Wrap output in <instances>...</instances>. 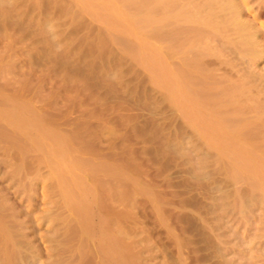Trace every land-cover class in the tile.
Segmentation results:
<instances>
[{
	"label": "rangeland",
	"instance_id": "rangeland-1",
	"mask_svg": "<svg viewBox=\"0 0 264 264\" xmlns=\"http://www.w3.org/2000/svg\"><path fill=\"white\" fill-rule=\"evenodd\" d=\"M111 1L0 0V264H264V0Z\"/></svg>",
	"mask_w": 264,
	"mask_h": 264
},
{
	"label": "bare ground",
	"instance_id": "bare-ground-1",
	"mask_svg": "<svg viewBox=\"0 0 264 264\" xmlns=\"http://www.w3.org/2000/svg\"><path fill=\"white\" fill-rule=\"evenodd\" d=\"M87 1H88V0H87ZM138 1H139V0H138ZM164 1H165V0H164ZM213 1H214V0H213ZM221 1H223V3L221 2V3H222V5H221V6H222V7H221L222 10H223V9H224V10H229L230 12H232V14H234L235 16H237V15H236V14H238V12H236V11H238V10H237V7L235 6V4H234L231 0H221ZM82 2H83V1H82ZM89 2H90V0H89ZM91 2H92V1H91ZM93 2H94V0H93ZM95 2H96V3L98 2V4H99V8H100L101 11H102L101 13L105 12L104 15H106V13H107V14H111V15H113V16L115 17V18L112 17L113 19H116V18H117V19H119V20L123 18V12H122L123 10H122V8H120V5L117 6V5H116L113 1H111V0H96ZM95 2H94V3H95ZM122 2H123V1H122ZM86 3H87V2H86ZM96 3H95V4H96ZM117 3H118V2H117ZM91 4H92V3H91ZM147 4H148V3H147ZM177 4H178V3H177ZM84 5H85V4H84ZM96 5H97V4H96ZM163 5H165V3H164ZM124 6H125V5H124ZM127 6H128V5H127ZM135 6H136V5H135ZM171 6H172V5H171ZM171 6H170V7H171ZM94 7H95V5H94ZM97 7H98V5H97ZM122 7H123V6H122ZM147 7H148V6H147ZM218 7H219V6H218ZM214 8H215V7H214ZM92 9L95 10L96 8H92ZM138 9H139V8H138ZM168 9H169V8H168ZM94 10H93V11H94ZM129 10H130V9H129ZM139 10H140V9H139ZM155 10H156V9H155ZM159 10H161V9H159ZM216 10H217V9H216ZM98 11H99V10H98ZM98 11H97V9H96V10H95V13L98 14V13L100 12V11H99V12H98ZM153 11H154V10H153ZM138 12H139V11H138ZM143 12H144V11H143ZM168 12H170V11H168ZM233 12H234V13H233ZM235 12H236V13H235ZM139 13H140V12H139ZM151 13H152V12H151ZM135 14H136V13H135ZM164 14H165V13H164ZM200 14H201V13H200ZM99 15L101 16V14H99ZM111 15H109V16H111ZM132 15H133V14H132ZM141 15H142V14H141ZM155 15H156V13H155ZM157 15H158V14H157ZM169 15H170V14H169ZM171 15H172V14H171ZM109 16H106V17L108 18ZM136 16H137V15H136ZM152 16H154V15H152ZM162 16H163V15H162ZM186 16H187V15H186ZM235 16H234V17H235ZM101 17H103V16H101ZM137 17H138V16H137ZM142 17H143V16H142ZM232 17H233V16H232ZM237 17H238V16H237ZM237 17H236V18H237ZM107 18H106V19H107ZM124 18H125V16H124ZM124 18H123V19H124ZM148 18H150V17H148ZM223 18H224V17H223ZM230 18H231V17H230ZM108 19H109V18H108ZM110 19H111V17H110ZM117 19H116V21H117ZM123 19H122V20H123ZM126 19H127V18H126ZM193 19H194V18H193ZM111 20H112V19H111ZM145 20H146V19H145ZM149 20H150V19H149ZM195 20H196V19H195ZM234 20L236 21L237 19L234 18ZM108 21H109V20H108ZM112 21H113V20H112ZM142 21H143V20H142ZM150 21H151V20H150ZM180 21H181V20H180ZM151 22H152V21H151ZM183 22H184V21H183ZM227 22H228V21H227ZM236 22H237V21H236ZM135 23H136V22H135ZM140 23H141V22H140ZM140 23H139V24H140ZM143 23H144V22H143ZM239 23H240V22H239ZM117 24H118V23H117ZM137 24H138V23H137ZM141 24H142V23H141ZM226 24H227V23H226ZM120 25H121V24H120ZM149 25H151V24H149ZM239 25H240V24H239ZM111 26H112V25H111ZM139 26H140V25H139ZM240 26H241V25H240ZM112 27H113V26H112ZM118 27H119V26H118ZM120 27H121V26H120ZM148 27H149V26H148ZM151 27H152V26H151ZM151 27H150V28H151ZM160 27H161V26H160ZM229 27H230V26H229ZM235 28H236V27H235ZM240 28H241V27H240ZM140 30H141V29H140ZM159 30H160V29H159ZM170 30H171V29H170ZM204 30H205V29H204ZM143 31H144V30H143ZM247 31H248V30H247ZM161 32H162V31H161ZM201 32H202V31H201ZM238 32H239V31H238ZM129 33H130V32H129ZM129 33H127V34H129ZM135 33H137V32H135ZM145 33H146V32H145ZM170 34H171V33H170ZM131 35H132V34H131ZM133 35H134V34H133ZM135 35H136V34H135ZM138 35H139V34H138ZM140 35H141V34H140ZM246 35L248 36V34H246ZM151 36H152V35H151ZM207 36H208V35H207ZM140 37H141V36H140ZM153 37H154V36H153ZM170 37H171V36H170ZM142 38L144 39L143 36H142ZM142 38H141V39H142ZM156 38H157V37H156ZM141 39H140V40H141ZM143 39H142V40H143ZM140 40H139V42H140ZM206 41H207V40H206ZM249 41H252V40L249 39ZM249 41H247V42H249ZM200 42H201V41H200ZM233 42H234V41H233ZM253 42H254V41H253ZM146 43H147V41H146ZM184 43H185V42H184ZM143 44H144V43H143ZM188 44H189V43H188ZM249 44H250V43H249ZM139 45L142 46V44H139ZM148 45H149V44H148ZM193 45H194V44H193ZM240 45H241V44H240ZM167 46H168V45H167ZM253 46H254V45H253ZM144 47H148V46L145 44ZM168 47H169V46H168ZM189 48H190V47H189ZM200 48H201V47H200ZM169 49H170V48H169ZM142 50H143V48H142ZM145 50H146V49H145ZM148 50H149V49H148ZM153 50H154V48H153ZM181 50H182V49H181ZM187 50H188V49H187ZM191 50H192V49H191ZM258 50H259V49H258ZM146 51H147V50H146ZM157 51H158V50H157ZM170 51H171V50H170ZM183 51H184V50H183ZM242 51H243V50H242ZM144 52H145V51H144ZM150 52H151V51H150ZM153 52H154V51H153ZM153 52H151V53H153ZM146 53H147V52H146ZM141 54H142V53H141ZM143 54H144V53H143ZM148 54H149V53H148ZM155 54H157V53H155ZM155 54L153 53V55H155ZM159 54H160V53H159ZM144 55H145V54H144ZM144 55H143V56H144ZM262 55H263V54H262ZM146 56H147V55H146ZM148 56H150V54H149ZM156 56H157V55H156ZM169 56H170V55H169ZM173 56H174V55H173ZM189 56H190V55H189ZM260 56H261V55H260ZM152 57H153V56H152ZM157 57H159V56H157ZM175 57H176V56H175ZM146 58H148V57H146ZM154 58H155V57H154ZM159 58H161V56H160ZM163 58H164V57H163ZM184 58H185V57H184ZM200 58H201V57H200ZM144 59H145V58H144ZM148 59H150V58H148ZM168 59H169V57H168ZM150 61H151V59L149 60V62H150ZM152 61H153V59H152ZM152 61H151V62H152ZM163 61H164V60H162V62H163ZM169 61H170V60H169ZM191 61H192V60H191ZM143 62H144V61H143ZM153 62H154V61H153ZM200 62H202V61H200ZM154 63H155V62H154ZM160 63H161V62H160ZM165 63H166V62H165ZM165 63H164L165 66H169V65H167V64H165ZM187 64H188V63H187ZM155 65H157V62H156ZM195 65H196V64H195ZM158 66H159V64H158ZM165 66H164V68H166ZM170 66H171V64H170ZM155 67H156V66H155ZM160 67H161V65H160ZM171 68H172V67H171ZM179 68H180V67H179ZM159 69H160V68H159ZM161 69H162V68H161ZM174 69H175V68H174ZM162 70H163V69H162ZM166 70H168V68H167ZM172 70H173V69H172ZM184 70H185V69H184ZM156 71L159 72L158 69H157ZM170 71H171V69H170ZM158 72H156L157 75H158ZM161 72L164 73L165 70H164V71H161V70H160V74H159V75H161ZM181 72H182V71H181ZM154 73H155V72H154ZM168 73H170V72H168ZM172 74H173V73H172ZM159 75H158V76H159ZM168 75H171V74H168ZM175 75H176V74H175ZM177 76H178V75H177ZM169 77H173V76H169ZM173 78H175V77H173ZM176 78H177V77H176ZM181 78H182V77H181ZM171 80H172V81H175V80L172 79V78H171ZM178 80H179V78H178ZM196 81H197V80H196ZM170 82H171V81H170V79L168 78V81L165 82V84H167L166 86L169 87V86L175 84L174 82H173V83L171 82V84H170ZM176 83H177V81H176ZM179 83H180V82H179ZM175 85H176V84H175ZM199 85H200V84H199ZM177 86H178V85H177ZM171 88H172V87H171ZM186 88H188V86H187ZM172 90H173V89H172ZM190 90H191V89H190ZM172 92H175V90H173ZM172 92H171V93H172ZM177 92H178V90H177ZM180 93H181V92H180ZM229 93H230V92H229ZM174 94H175V93H174ZM185 94H186V93H185ZM203 94H204V93H203ZM175 95H176V94H175ZM177 95H178V96H181V95H183V92H182V94H180V95L177 94ZM177 95H176V96H177ZM222 95H223V94H222ZM178 96H177V97H178ZM212 96H213V95H212ZM230 96H231V95H230ZM172 97H174V96H172ZM177 97H176V98H177ZM181 97H183V100H184V99H187V98H184L185 96H181ZM181 97H180V98H181ZM189 97H190V96H189ZM176 98H174V100H175ZM180 98H179V99H180ZM179 99H178V100H179ZM181 99H182V98H181ZM213 99H214V98H213ZM178 100H177V101H178ZM177 101L175 100L176 103H177ZM186 101H188V100H186ZM183 102H184V101H183ZM195 102H196V101H195ZM197 102H198V101H197ZM178 103H180L181 105L183 104V103H181L180 101H179ZM184 103H187V104H188V102H184ZM180 104H179V105H180ZM187 104H183V105H186V107H187ZM189 104H192V103L190 102ZM200 104H201V103H200ZM196 105H197V104H196ZM196 105H194V106H196ZM188 106L191 107L190 105H188ZM194 106L191 107L192 110L194 109V108H193ZM198 106H199V105H198ZM179 107L182 108V106H179ZM186 107H185V109H186V111H187V109H189V107H187V108H186ZM199 107H200V106H199ZM200 108H201V110L203 109L202 107H200ZM200 108H198V109H200ZM183 109H184V107H183ZM183 109H182V110H183ZM195 109H196V108H195ZM192 110H191V111H192ZM191 111H189L190 114H192ZM195 111H196V110H195ZM197 111H199V110H197ZM189 112H188V113H189ZM185 113H186V112H185ZM193 113H195L194 115H196V112L193 111ZM199 114H200V113H199ZM196 116H197V115H196ZM204 116H205V115H204ZM193 117H194V116H193ZM191 118H192V117H191ZM198 118H199V117H198ZM214 120H215V119H214ZM198 123H199V122H198ZM216 123H217V122H216ZM219 123H220V122H219ZM219 123H218V124H219ZM192 124H193V123H192ZM213 125H216V124L214 123ZM218 126H219V125H218ZM222 126H223V125H222ZM214 127H215V126H212V128H211V127H209V128H211L212 130H214ZM216 127H217V126H216ZM216 127H215V129H216ZM217 128H219V130H220V127H217ZM232 129H233V128H232ZM216 130L218 131V129H216ZM250 130H251V129H250ZM222 131H223V130H222ZM224 132H225V131H224ZM218 133H220V132L218 131ZM218 133H217V134H218ZM225 134H227V133H225ZM225 134H224V133H223V134L221 133V135H225ZM218 135H219V134H218ZM226 136H227V135H226ZM228 136H229V135H228ZM230 136H231V135H230ZM210 137H211V136H210ZM210 137H209V139H210ZM215 137H216V136H215ZM223 137H224V136H223ZM223 137H221V139H222ZM211 139L213 140L214 138L212 137ZM217 139H220V135H219V137H218ZM221 139H220V141H222ZM223 139H225V137H224ZM227 139H229V138H227ZM231 139H232V138H231ZM231 139H230V140H231ZM212 140H211V141H212ZM215 141H217V140L215 139ZM220 141H217V142H220ZM224 141H226V139L223 140V142H224ZM236 141H237V140H236ZM212 142H213V141H212ZM214 143H216V142H214ZM218 144L221 145V142L218 143ZM215 145H216V144H215ZM232 146H233V145H232ZM236 146H237V145H236ZM236 149H237V147H236ZM244 154H245V153H244ZM240 155H242V154H240ZM240 155H239V156H240ZM246 156H247V155H246ZM242 157H243V156H242ZM247 159H248V158H247ZM248 160H249V159H248ZM239 161H240V160H239ZM238 166H239V165H238ZM250 167H251V166H250ZM252 168H253V167H252ZM250 170H251V169H250ZM251 171H252V170H251ZM253 171H254V170H253ZM249 172H250V171H249Z\"/></svg>",
	"mask_w": 264,
	"mask_h": 264
}]
</instances>
